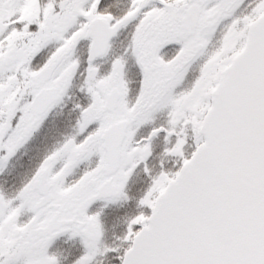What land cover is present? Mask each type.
Masks as SVG:
<instances>
[{"label":"snow or ice","instance_id":"1","mask_svg":"<svg viewBox=\"0 0 264 264\" xmlns=\"http://www.w3.org/2000/svg\"><path fill=\"white\" fill-rule=\"evenodd\" d=\"M0 264H264V0H0Z\"/></svg>","mask_w":264,"mask_h":264}]
</instances>
